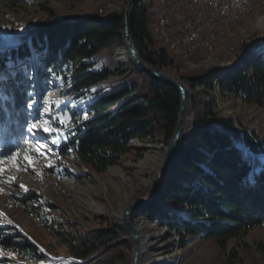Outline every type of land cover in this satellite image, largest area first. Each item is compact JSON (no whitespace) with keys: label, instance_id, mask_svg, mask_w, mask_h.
Segmentation results:
<instances>
[{"label":"trees","instance_id":"trees-1","mask_svg":"<svg viewBox=\"0 0 264 264\" xmlns=\"http://www.w3.org/2000/svg\"><path fill=\"white\" fill-rule=\"evenodd\" d=\"M53 1L78 3L81 0ZM21 2L1 0L10 10H15ZM202 3L209 2L188 1L199 14ZM149 7L135 5L130 14L133 46L150 67L173 69L175 62L150 34ZM37 10L41 17L29 25L18 46L0 52V128L12 136L23 133L28 119L24 111L29 106L26 94L29 86L35 85L42 96L53 77L68 78L73 92L89 95L84 104L89 116L73 124L71 137L61 144L62 158L73 155L93 172L101 174L120 163L130 152L131 143L152 137L156 129L164 133L167 146L180 106V94L175 88L140 72L143 79L138 84L122 85L107 92L102 88L92 89L116 74L115 70L96 69L94 59L108 43L122 39L123 14L60 19L47 0L38 2ZM201 15L207 16V10ZM151 47H156L158 53L152 52ZM30 70L31 79L28 78ZM185 80L194 93L201 90L208 95L217 82L221 95H233L248 105H264V56L259 54L249 53L228 72L214 67L192 73ZM36 108L32 115L37 120ZM189 116H192L193 128L188 129L189 122L186 123L184 133L187 134L172 162L188 181H173L169 184L170 190L162 194L165 202L177 206L186 204L189 212L185 219L175 217L167 226L182 246L188 238H200L214 240L223 248L228 241L264 227V166L259 158L264 154V146L256 132L245 131L241 136L233 119L218 115L213 99L206 102L193 94ZM236 140L242 141L244 150L235 146ZM30 199L27 196L22 201L26 211ZM148 212L157 214L159 210ZM56 234L74 259L93 258L97 264H130L132 241L121 224L84 233L65 235L56 231ZM0 250L32 264L49 259L28 239L8 236L2 229ZM0 263L18 264L6 257Z\"/></svg>","mask_w":264,"mask_h":264},{"label":"rangeland","instance_id":"rangeland-1","mask_svg":"<svg viewBox=\"0 0 264 264\" xmlns=\"http://www.w3.org/2000/svg\"><path fill=\"white\" fill-rule=\"evenodd\" d=\"M40 1L43 0H22L20 6L10 10L0 0V52L15 49L29 25L41 17L37 10ZM47 1L60 19H73L85 15L106 18L111 14H124L129 0ZM161 1L156 0V4L164 12H168L169 8L177 11L181 1L182 9H186L183 10L185 16L195 14L210 24L215 36L208 41L215 45V57L225 68L221 67L224 73L239 65L249 53L264 56V0H229L232 3L231 11L222 14L221 18L218 17L219 9L211 0H207L208 4H201L203 10L200 14L195 13L187 0H171L170 5L167 0ZM205 10L207 16L204 17L201 14ZM149 11L153 18V6L149 7ZM150 34L159 46L162 45L151 31ZM230 46L236 48L235 53L229 52ZM156 50V47H151L152 52ZM201 56V50L190 55L195 61ZM171 59L175 62V68L159 71L182 83L190 94L191 102L193 94L202 101L210 102L213 99L218 115L233 119L241 136L245 131L256 132L264 146V105H248L233 95H221L218 86L208 95L201 90L194 93L185 79L192 73L206 70H188L184 60ZM94 61L96 69L107 68L115 70L116 74L92 89L102 88L103 92H107L122 85L142 82L143 75L130 62L122 39L104 46ZM212 68L208 67L207 70ZM32 76L30 70L28 78ZM26 94L30 100L24 111L28 118L24 132L12 136L3 131V127L0 128V229L8 236L28 239L49 257L39 264H97L92 261L93 258L77 260L68 255L56 231L69 235L120 224L124 208L149 201L155 175L167 147L165 135L156 129L152 137L131 143L130 152L121 158L118 165L97 174L73 155L67 158L59 155L61 144L66 143L73 133V124L81 117L89 116L84 106L89 95L73 92L68 78L62 80L57 77L51 79L47 92L42 96L33 84ZM35 107L37 120L32 115ZM187 122V128L191 130L192 116ZM33 124L37 127L32 128ZM46 126L52 129L50 134L43 130ZM186 134L183 131L182 138ZM37 145H43V155L37 153ZM138 145L159 148L139 150L135 148ZM238 145H243L241 140L235 141L237 148ZM16 153H20L19 165L16 163ZM25 156L32 157L31 166H28ZM259 158L264 166V154ZM176 180L188 181L171 165L163 191H169V184ZM20 185H24L27 191ZM162 194L150 208H143L129 218L135 228L144 223L146 228L137 230L140 237H155L141 244L145 250L141 254L140 264H264V227L254 228L246 235L228 241L223 248L214 240L200 238H188L185 246H182L167 224L175 221V217L185 219L189 208L186 204L177 206L165 202ZM27 196L31 197V203L26 211L22 201ZM155 208L159 214L148 212ZM178 250L180 253L176 254ZM5 257L18 264H32L0 250V259ZM147 258L150 261H146Z\"/></svg>","mask_w":264,"mask_h":264},{"label":"bare ground","instance_id":"bare-ground-1","mask_svg":"<svg viewBox=\"0 0 264 264\" xmlns=\"http://www.w3.org/2000/svg\"><path fill=\"white\" fill-rule=\"evenodd\" d=\"M211 1H213L217 6V9H219L218 12L219 18H221V15L224 13H230L232 3L229 0H211ZM172 2L171 0H167L168 5H170ZM136 5L140 7L144 5L153 6L152 12L154 14V17L152 18V21H150L148 27L150 28L151 33L154 34L158 38L160 43L164 46L165 52L169 57L173 58L174 60L176 59L184 60L185 68L192 71L199 72L201 70H207L208 67L211 66L213 67L219 66V68L221 69L223 65L222 63L219 64L220 63L219 59L215 57V52H214L215 45L209 43L208 41L209 38H213L215 36V33L210 29V24L204 22L200 17H198L194 13H192L194 14L192 16H189L187 14L185 16L183 13L184 9H182L183 6L181 1L179 2L177 11H174L173 9L169 8L167 10L168 12H164V10H161L160 7L157 6L156 4V0H138ZM197 50L202 51V56L198 61H195L190 57V55H192V53L196 52ZM235 50L236 48L234 46L229 47L230 53H235L236 52ZM117 51L118 50H116V52ZM154 53H158V50H156ZM222 69L225 68L222 67ZM216 86H217V82H214L212 89L215 90ZM135 148L139 150L140 149L157 150L159 147L153 148L151 146L138 145ZM147 202H142V203H147ZM186 210H188L187 207ZM144 228L146 227L142 222L136 228V230L139 229L143 230ZM138 237L140 243L141 244L143 243V245L147 241L149 242L150 240H153L155 238L153 235L152 236L145 235L143 237H140L139 233H138ZM141 250H142L141 251L142 254V252H144L145 250L144 247L143 249L141 247ZM179 253L180 250L176 252V254ZM146 261H150V260L147 258Z\"/></svg>","mask_w":264,"mask_h":264},{"label":"water","instance_id":"water-1","mask_svg":"<svg viewBox=\"0 0 264 264\" xmlns=\"http://www.w3.org/2000/svg\"><path fill=\"white\" fill-rule=\"evenodd\" d=\"M137 2L138 0H129L127 3L126 10L123 14L122 41L126 49L127 56L132 65L139 72L146 73L157 81L175 88L180 94V106L172 138L169 141L167 147L165 148L163 159L155 175L151 192L152 198L147 203L138 202L127 206L123 209L120 216V224L128 232L129 237L132 241V253L130 264H140V254L142 250L141 243L138 237V232L136 228L131 224L129 218L133 213L138 212L143 208H150L158 200L160 194L163 192L168 170L172 165L173 159L181 142L185 124L189 119V107L191 102L190 94L187 88L182 83L160 72L159 70L150 67L148 64L141 60L137 51L135 50L130 35L129 17L133 10V7L137 4ZM242 146L243 145H238V148L244 150V146Z\"/></svg>","mask_w":264,"mask_h":264},{"label":"snow or ice","instance_id":"snow-or-ice-1","mask_svg":"<svg viewBox=\"0 0 264 264\" xmlns=\"http://www.w3.org/2000/svg\"><path fill=\"white\" fill-rule=\"evenodd\" d=\"M37 126L35 125V124H33L32 125V128H36ZM31 130V129H30ZM44 131H45V133H51V131H52V129H50L49 127H44V129H43ZM53 143H56V141L55 140H53ZM43 148V145H37V148H36V151H37V153L38 154H40V155H43V152L41 151V149ZM19 155H20V153H16V157H17V159H16V163H17V165H19V160H18V157H19ZM25 160L26 161H28V166H31V164L33 163V160H32V157H30V156H25ZM26 170V169H25ZM0 171H2V170H0ZM20 187L22 188V189H24L25 191H27V189L24 187V185H20Z\"/></svg>","mask_w":264,"mask_h":264}]
</instances>
